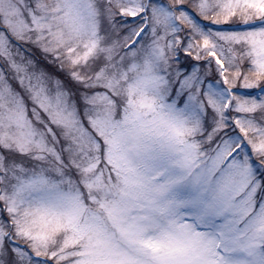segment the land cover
I'll use <instances>...</instances> for the list:
<instances>
[{
    "label": "snow or ice",
    "instance_id": "snow-or-ice-1",
    "mask_svg": "<svg viewBox=\"0 0 264 264\" xmlns=\"http://www.w3.org/2000/svg\"><path fill=\"white\" fill-rule=\"evenodd\" d=\"M0 264H264V0H0Z\"/></svg>",
    "mask_w": 264,
    "mask_h": 264
}]
</instances>
